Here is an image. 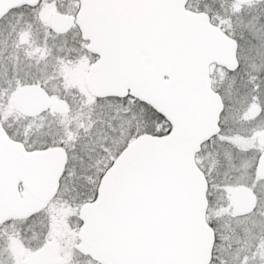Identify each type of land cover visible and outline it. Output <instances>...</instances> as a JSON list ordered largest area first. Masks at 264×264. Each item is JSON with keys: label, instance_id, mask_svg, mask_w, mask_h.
<instances>
[{"label": "snow or ice", "instance_id": "1", "mask_svg": "<svg viewBox=\"0 0 264 264\" xmlns=\"http://www.w3.org/2000/svg\"><path fill=\"white\" fill-rule=\"evenodd\" d=\"M0 264H264V0H0Z\"/></svg>", "mask_w": 264, "mask_h": 264}]
</instances>
